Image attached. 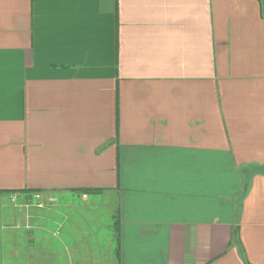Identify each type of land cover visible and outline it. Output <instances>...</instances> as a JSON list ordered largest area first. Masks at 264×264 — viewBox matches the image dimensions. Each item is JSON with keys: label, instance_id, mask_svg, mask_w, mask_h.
<instances>
[{"label": "crops", "instance_id": "0c3cea01", "mask_svg": "<svg viewBox=\"0 0 264 264\" xmlns=\"http://www.w3.org/2000/svg\"><path fill=\"white\" fill-rule=\"evenodd\" d=\"M12 193L114 200L119 264H264L262 0H0V264L87 263Z\"/></svg>", "mask_w": 264, "mask_h": 264}, {"label": "rangeland", "instance_id": "374dc122", "mask_svg": "<svg viewBox=\"0 0 264 264\" xmlns=\"http://www.w3.org/2000/svg\"><path fill=\"white\" fill-rule=\"evenodd\" d=\"M58 200L59 201L52 206H44L42 208H35L32 210V213H35L38 218L40 217L38 221H32V224L38 225L40 221V223L47 229L44 232H38L37 229H34L36 234L43 233V238L45 237L42 239L43 244L49 247L55 246L57 249L63 247V243L61 244L59 237L64 240V233H67V229L71 223H67L66 226L61 229V232L59 229L57 236L55 235L57 232L54 234L57 230V226L53 223V221L63 219L66 215L67 217L74 218L72 223L75 225L73 227L75 228L74 231L77 232L75 235L76 244L82 248L83 254H85V252L88 254L87 259L84 257L85 262H87L86 264H119V260L114 255L108 254L109 242H111V240L114 242L115 240V236L113 238L112 230L114 228L113 222L117 219V203L112 199L107 203L105 199L102 200L98 197V203L91 205V202H86L88 207L85 208V206H82L83 204L80 199L76 196L74 198H59ZM64 201L73 204V208L71 209L68 205L65 206ZM13 208L17 213L15 215L18 216L16 217V220L20 219V215L22 213L18 212L15 207ZM12 231L19 235L22 233L21 229H11L10 232ZM82 233L87 236L88 244L82 240ZM16 243L20 246L21 241ZM9 244L10 243L7 242V246H9ZM83 245L86 246L83 247ZM87 245H89L91 249H89ZM99 248H101L102 251L98 250ZM97 250L100 253H97ZM62 256L66 257V254L64 253ZM73 258L74 257H72V263L75 264V260ZM18 262L21 263L22 260L19 259Z\"/></svg>", "mask_w": 264, "mask_h": 264}, {"label": "built area", "instance_id": "2783aa9c", "mask_svg": "<svg viewBox=\"0 0 264 264\" xmlns=\"http://www.w3.org/2000/svg\"><path fill=\"white\" fill-rule=\"evenodd\" d=\"M20 195L17 193H12L9 196L10 202L13 204V206L16 208V210L24 215H26V219H28V207H36V208H42L44 206H48L43 198L41 197L40 193H34L32 195V201H27L25 199H20ZM14 229H26L28 230L31 225L30 223L26 220L25 223H14L12 225ZM71 264V263H68Z\"/></svg>", "mask_w": 264, "mask_h": 264}, {"label": "trees", "instance_id": "16d2710c", "mask_svg": "<svg viewBox=\"0 0 264 264\" xmlns=\"http://www.w3.org/2000/svg\"><path fill=\"white\" fill-rule=\"evenodd\" d=\"M115 222H117V220L114 221L115 228L117 229V231L115 232V229L113 231V238L115 236V240L113 242V248H112V255H114L117 259H119V242H118V225L115 224Z\"/></svg>", "mask_w": 264, "mask_h": 264}, {"label": "water", "instance_id": "95a60500", "mask_svg": "<svg viewBox=\"0 0 264 264\" xmlns=\"http://www.w3.org/2000/svg\"><path fill=\"white\" fill-rule=\"evenodd\" d=\"M263 8H264V0H262Z\"/></svg>", "mask_w": 264, "mask_h": 264}]
</instances>
